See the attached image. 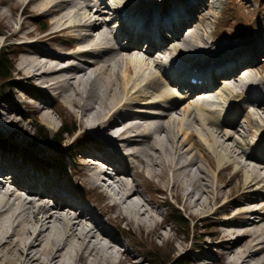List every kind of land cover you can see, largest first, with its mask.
<instances>
[{
    "label": "bare ground",
    "instance_id": "1",
    "mask_svg": "<svg viewBox=\"0 0 264 264\" xmlns=\"http://www.w3.org/2000/svg\"><path fill=\"white\" fill-rule=\"evenodd\" d=\"M221 3L222 0H212L217 10ZM22 4V13L34 5L60 28L40 40L55 38L60 31L72 33V41L64 44L65 50H69L66 52L39 44H23L21 64L16 72L31 85H43L61 96L65 93L64 102L80 112V128L89 129V134L100 138L101 143L116 146L101 150L94 144L95 150L87 152L85 161L91 167L86 183L91 190H100L110 198L105 204L107 214L115 208V219L127 222L129 232L134 234L135 225L162 227L163 221L157 218L161 211L157 207L169 198L162 200L155 194H167L169 189L193 218L210 210L218 213L219 200L224 201L222 207L238 204L243 207L236 211L228 209L230 213L218 218L216 223L225 228L210 230L221 238L217 245L223 247L220 262L214 259L210 264H264V84L249 65L257 53L264 54V41L255 44L256 49L241 43L220 47L207 40L196 27L185 29L186 21L181 20L178 26L173 23L174 34L179 30L173 41L167 42V46L156 44L148 49L142 44L145 37H150L142 32V27L148 29V20L137 24L133 15L124 25L122 16L139 8L148 10L147 15L151 16L158 11L155 4L161 7L157 0H112L111 3L94 0L87 5L88 13L77 7L76 0H0V7L4 5L11 11L10 19ZM181 5L180 14L185 15L186 11L191 21V6ZM211 13L216 14V10L208 14ZM9 18L0 12L3 23L0 33L11 30L7 39L21 34L28 24L22 20L20 28L13 30ZM112 26L118 31L113 33ZM136 28L133 38L130 32ZM246 48L247 52L242 51ZM144 49L145 57L132 54L134 50ZM168 51L173 59L179 56L185 62L193 59L191 65L198 68L200 77L226 76V81H231L217 89L206 88L201 93L193 90L192 95L179 97L156 70L165 69L163 60L156 58V54ZM209 55L214 56L209 58ZM218 60H225L232 67L223 69L219 61L213 71L209 70L206 62L213 65ZM179 67L175 68L176 72ZM167 80L173 84L174 79ZM215 91L219 95L215 100L207 96ZM15 95L19 96L13 92L7 98L12 100ZM242 96L248 107L253 108L246 124L233 117L246 111ZM179 106L181 112L177 111ZM52 108L56 111V107L48 104L39 106L40 111ZM148 108L152 110L147 111ZM45 118L51 120L54 129L49 112ZM0 122L4 130L13 134L23 129V121L9 107L0 113ZM240 127L244 132H240L241 138L237 137ZM251 133L258 137L249 142L243 140ZM96 137L91 135L93 140ZM129 156L137 159L139 168L126 160ZM2 157L0 152V173L10 174L0 181V264H117L131 260L133 253L107 227L110 218L105 211L95 214L94 206L90 209L77 201L49 178ZM201 157L206 160L205 165ZM90 159L104 161L105 165L98 166ZM107 163L112 172L105 170ZM233 167L236 168L233 177L241 179L236 187L244 185L245 191L230 196L223 193V171ZM131 170L135 178L148 182L157 178V187L151 186L155 193L152 200L138 188L140 183L136 179L127 178ZM8 184H14V188ZM160 236L170 238L166 234Z\"/></svg>",
    "mask_w": 264,
    "mask_h": 264
},
{
    "label": "rangeland",
    "instance_id": "2",
    "mask_svg": "<svg viewBox=\"0 0 264 264\" xmlns=\"http://www.w3.org/2000/svg\"><path fill=\"white\" fill-rule=\"evenodd\" d=\"M168 1H170L169 5H172L177 1L185 2V0ZM206 1V5H204L205 0H203L199 6H196V9L199 12L194 11L195 16L190 21L192 24L190 27H196L198 32H200L207 40L214 41L219 46L229 45L231 43H241L243 45L251 46L259 43L261 38L263 39L264 0H222L221 7L218 10L214 8L212 0ZM110 2L111 0H107V3ZM31 7L32 8L29 9L25 14L21 15L20 13L23 10L24 5H20V8L16 10V14L12 19L9 18L11 11L5 7H0V12H5L8 18L12 21L13 30L19 29V25L22 20H26L28 22L27 26L23 28L21 34L10 37V39H7V35L11 30L9 31L6 29L4 33H0V46H7L5 52L9 53L8 56L13 60L14 67L12 69V75L15 78L14 80L17 82L20 80L18 84H8V82H2L1 80L0 113L9 107L14 110L17 118L23 121V129L21 131H15L14 134L9 130H4V126H2L0 122V138L2 140L6 139L10 144H13L11 147L9 146L7 148L1 147L0 145V152L3 155L2 158L3 160L4 158L12 160L14 163H22L26 167L28 166L33 169L36 174H42L44 177L49 178V181L52 180V182L58 185L60 189L62 188V190H66L70 196H74L77 201L82 202L84 205L86 204L90 207V209L92 206H94L93 212H95V214H99L103 211H105L107 214V208L105 204L109 202L110 198L102 195L104 192L100 193V190L96 189L93 192L89 191V189L91 190L92 187L89 186V184H87L85 181L91 171L90 165L85 163L89 156L87 152L93 149L95 150L93 144L96 145L101 142L100 138H97L92 134V137H96V139L93 141L90 138L79 139L78 141H75L74 137L77 134L73 136L64 134L61 136L62 139L60 142L62 144L57 146L55 144V139L58 137V135L54 134L56 133V130H58L61 121L64 119L60 117L58 109L63 107L66 110V113L64 114H66L67 117L76 118L77 127H80L79 125L81 120V117H79V110L73 109L72 106L64 102V96H66L65 93H63L61 96L59 93L50 88H43V85H38L36 83L31 85L25 78H22L16 72L17 68L21 64L20 59L21 55L23 54V52L14 46L17 45L16 43H19L27 38H32L30 41H37V44L40 46H45L52 50L62 49L63 52H66L69 50H65L64 47L66 45L64 44L66 42L69 43V41H72V33L68 31L58 32V36L52 39L44 41L40 40L42 37H44V35L55 32L59 28H57L55 24L51 23L52 19L50 16L42 13L41 10H36L34 5H31ZM168 7L169 6H167L166 9H168ZM166 9L163 8L164 11H166ZM211 10H216V14H208L211 12ZM36 17L40 18V20L38 21ZM43 24H47L49 28L45 32H43L41 29L43 28ZM205 24H208L209 27H202ZM38 25H41L42 27ZM2 27L3 23H0V28ZM28 32H32V34L27 35ZM212 33L214 36L211 38ZM204 46L206 45L203 44V47ZM209 56L213 57L214 55ZM252 64V73L254 76L261 79L262 83L264 84V57L261 59L258 58V60L254 61ZM258 71L260 72L259 76L257 75ZM219 84H221V82ZM222 84H225L224 81H222ZM37 88H39L38 90L42 91V93H38ZM13 92H16L19 94V96L15 95L12 97V100H10V98L7 97H11ZM47 104L51 107H56V111H54L53 108L47 109L45 111L39 110V106ZM148 110L152 109L148 108L147 111ZM159 110L162 109L159 108ZM181 110L182 108L179 106L177 111L181 112ZM251 110H253V108L251 109V107H249L245 112L238 114L235 117H239V120L246 124L245 120H247V115ZM47 112H49L53 118L55 130L51 128V120L45 118V114ZM25 114L30 118L26 116L24 117ZM178 115L179 114H177V116ZM36 121L41 122L45 126L46 130H49L48 141L35 140L34 136L37 133V128L34 124H36ZM85 130L89 131V129ZM238 132L239 133L237 134V137L241 138L240 132H243L242 127H240ZM257 137L258 135L253 136L252 134L249 138L244 137L243 140L249 142L252 138V140H254ZM87 142H89L88 146L86 144ZM71 143H73L71 151L73 152L74 160L68 159L67 156V159L63 157L64 161L68 163L67 170L63 172V169H58L60 166L59 160L63 154L65 156L66 145L69 146ZM104 146L105 148L110 147L105 143ZM105 148H103V150H105ZM112 148L115 149L116 147ZM26 149H28L33 155L31 158L26 156V153L24 152ZM208 153L212 156L210 151H208ZM126 160H129L132 164H135V166L139 168V162L133 156L127 157ZM201 160V163L205 165L206 160L203 157H201ZM105 170L109 172L111 171V169L107 167H105ZM235 170L236 168L233 167L229 170L223 171L224 179L222 181V189L223 193L226 195L229 194L232 196L240 193L241 191H245L244 185L238 186V188L236 187L241 179L239 177H233ZM133 173L134 171H132L127 178L130 181L136 179V182L140 183L138 188L143 190L147 199L152 200V196H154L155 193L151 191V186L157 187V178L153 177L151 182H148L146 179L142 180L141 178H135ZM5 174L10 173L7 172ZM231 179L234 180L230 183L231 185L224 187L226 183L230 182ZM222 182H220V184H222ZM8 186L14 188V184H8ZM235 189H237L238 192ZM232 190L234 191L232 192ZM167 192V194L163 195L160 193L155 194L158 195V197L162 200L164 197L169 198V200H167V202H165L162 206L157 207V209L161 211V215H158L157 218L160 221L163 220L162 227L145 228L143 226L138 227L135 225L133 226L134 234L130 235L123 230L126 229L129 231L130 226L128 223L125 221L118 222L115 219V208H113V210L107 214V218H110L108 219V222L110 223H107V227L113 230V232L116 234V237L120 240L119 242H121L122 246L133 253L131 260H122L120 264H137L138 262H142V264H148L145 262L144 257L142 256L146 255V252L150 249H154V247L158 248L161 253L166 252L167 254L174 257L184 256V258L189 262L188 264H210L214 259H218V262H220V252L223 250V247L218 246L217 241L221 238L214 235L215 232L211 231L225 228L223 224L219 225L216 222L218 221V218L226 216V212H231L228 209L233 208V210L236 211L243 206L235 204L234 206L231 205V207L225 206V208L221 206L224 201L219 200L216 203V206L219 207L218 213L212 212L210 210L211 212L208 211L209 213H201L196 218H193L188 209L185 208L184 203L173 198L170 189ZM99 193L101 195H99ZM255 203L257 205H263L262 202ZM175 207H179L181 209L182 213L185 215V218H187L189 222L196 223L197 225L195 227H183L171 222L170 213ZM206 230L211 231L207 233ZM165 234L170 238L164 239L160 236ZM223 259L222 263L225 261V259Z\"/></svg>",
    "mask_w": 264,
    "mask_h": 264
},
{
    "label": "trees",
    "instance_id": "3",
    "mask_svg": "<svg viewBox=\"0 0 264 264\" xmlns=\"http://www.w3.org/2000/svg\"><path fill=\"white\" fill-rule=\"evenodd\" d=\"M6 47H0V80L2 82H10V77L12 68L14 67L13 60L8 56L9 53L5 52ZM64 127L68 128V123L63 122ZM36 126L37 133L34 136L36 141H48L49 140V132L45 129L44 125L41 124L40 122L36 121ZM69 130V129H68ZM64 130L59 132L58 137L56 138L59 141L62 139ZM61 137V138H60ZM0 145L1 147H11L13 145L12 143L10 144L6 139H1L0 138ZM60 146V143L58 144ZM65 157H72V151H69L70 148L67 146L65 148ZM26 155L32 156V154L29 152L28 149L24 150ZM64 157V155H63ZM65 167V165H64ZM171 220L173 221L174 224L180 225L183 227H189L191 226L190 222L188 221L187 218L184 217L183 213L178 208H174L171 213H170ZM145 262L148 264H188L189 262L184 258V256H171L169 254L161 253V251L154 247V249H150L146 252V257H145Z\"/></svg>",
    "mask_w": 264,
    "mask_h": 264
}]
</instances>
